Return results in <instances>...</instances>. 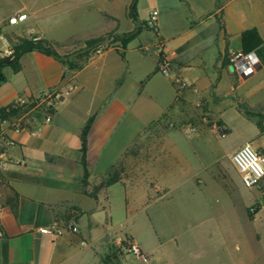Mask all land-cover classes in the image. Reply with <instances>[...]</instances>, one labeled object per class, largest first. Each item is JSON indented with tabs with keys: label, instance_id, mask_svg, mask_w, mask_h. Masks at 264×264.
Instances as JSON below:
<instances>
[{
	"label": "crops",
	"instance_id": "0c3cea01",
	"mask_svg": "<svg viewBox=\"0 0 264 264\" xmlns=\"http://www.w3.org/2000/svg\"><path fill=\"white\" fill-rule=\"evenodd\" d=\"M135 1L0 0V29L17 38L40 37L60 45L73 41V53L84 47L82 41L135 32L129 16ZM155 2L158 33L152 39L143 40L151 31L143 28L126 48L116 43L99 55L66 61L29 52L21 57L19 72L3 69L0 109L41 92L58 91L62 99L52 123L42 129L33 123L16 133L14 123L0 126V141L3 136L14 142L0 159L5 166L0 169V264H260L257 253L259 248L264 252V238L251 233V246L246 228L264 225V205L254 194L259 211L250 218L248 205L239 214L233 193L242 185L240 175L232 151L219 148L217 138L224 134L216 133L210 116L232 109L247 117L256 129L236 149L251 144L264 154V76L258 77L264 72V0ZM136 10L139 23L147 22L140 19L138 0ZM17 15L27 18L9 25ZM175 15L185 19L184 27L161 32V18ZM216 25L219 32H210ZM250 30L261 40L256 49L261 66L240 79L225 60L243 51L242 35ZM3 52L0 47V59ZM160 58L170 63L167 76L159 71ZM176 76L190 87L178 92ZM230 94L239 97L247 112L237 104L217 109L216 99ZM190 127L195 129L191 136ZM151 130L167 133L153 141ZM84 144L88 190L112 168H123L122 180L97 199L82 192ZM188 187L194 189L191 195ZM253 190L264 197V180ZM181 191L184 204L175 203ZM112 192L122 199L123 220H114ZM202 193L211 195L204 203L195 197ZM14 195L15 212L7 203ZM144 212L146 220L137 221ZM55 223L79 231L58 237L39 232ZM124 237L143 258L119 247ZM239 243L245 253H238Z\"/></svg>",
	"mask_w": 264,
	"mask_h": 264
},
{
	"label": "built area",
	"instance_id": "2783aa9c",
	"mask_svg": "<svg viewBox=\"0 0 264 264\" xmlns=\"http://www.w3.org/2000/svg\"><path fill=\"white\" fill-rule=\"evenodd\" d=\"M27 15H17L11 17L8 20L9 25H17L19 22L26 20ZM159 20V14L156 10L152 11L149 15L147 26L152 31H158L157 25ZM40 37H34L33 40H41ZM0 44L4 47V55L7 57L13 55L14 44L11 42L6 35L0 29ZM102 53V50L97 51V55ZM261 66L260 57L256 52L244 53L243 51H235L228 55L227 67L232 70V74L245 79L253 76L257 73ZM159 71L164 75H169L171 72V66L168 60L163 58L159 64ZM174 84L181 92L182 89L187 87V83L180 78L174 79ZM62 99V95L58 91L53 92H41L34 96V100L37 101V106L31 109L23 118L19 119L13 124L14 132L18 133L22 130L29 128L33 123H38L40 129L43 126L52 123L53 115L56 112L58 105ZM16 104L23 106L25 104H31L29 99H18L15 101ZM14 146V142L5 137H1L0 159L5 154L6 150ZM232 163L240 175L241 183L249 190L257 188L260 183L264 180V154L258 152L251 144H244L235 151L232 156ZM0 162V169H4ZM1 212V211H0ZM78 228L73 225H61L55 223L51 227L40 228L39 232L42 234L52 235L55 237L61 236L64 233H78ZM119 247L125 251L134 254L137 257L143 258V255L139 247L129 238H120L118 241Z\"/></svg>",
	"mask_w": 264,
	"mask_h": 264
},
{
	"label": "rangeland",
	"instance_id": "374dc122",
	"mask_svg": "<svg viewBox=\"0 0 264 264\" xmlns=\"http://www.w3.org/2000/svg\"><path fill=\"white\" fill-rule=\"evenodd\" d=\"M141 2V6H142V10L139 13L140 15V19L141 20H146L148 22L149 19V14L150 12L153 10V5L156 3V0H138ZM185 23V19L181 18L180 16H174V17H167V18H161V22H160V27L159 29L161 30V32L163 33H167V32H171V30H173V27H177V25L179 26V30H181L184 26L183 24ZM215 31V33L219 32V27L218 25L213 27V30H211L210 32ZM182 32H185L184 30ZM153 35H155L154 31H150L147 32L144 37L143 40L147 41L148 39H150L151 37H153ZM6 37L13 42L14 45H16L18 43L17 41V36L15 34H11V35H6ZM152 39V38H151ZM75 43L69 42L66 44L61 43L60 47H55V51L61 56V55H65L66 53H69L70 51H72L75 48ZM0 47L2 48L3 46L0 44ZM225 68V67H224ZM230 73H232V70H229ZM221 78H225V74L222 71V73H220ZM264 76V72H261L259 74V78L261 80V78ZM176 78H180L179 76H176ZM234 78V81H237V79ZM175 79V77H174ZM237 83V82H236ZM236 83H234L233 85L236 86ZM190 87V85L187 83V87L185 89H182V91L188 89ZM227 97H224V99H216V105H217V109L218 110H222V109H226V107H228V105L230 104H237L238 108H244V104L241 103L239 97H235L233 96V94H230ZM209 102V101H208ZM214 101L211 100L209 102L210 107L214 106ZM212 109V108H211ZM245 112H247V109H243ZM214 111V110H212ZM248 117H250L248 115ZM254 120H257L256 117H253ZM210 120L211 123H213L215 125V129H216V133L217 134H224L223 138H217L218 139V146L219 148L225 150L226 152L232 151L230 158L232 159L233 154L235 153V151L237 150L236 148L242 144L244 142V140L250 136L253 132L252 128L256 129L255 126H253L252 121L250 120L249 122H247V117L243 116L242 114L238 113L235 110H226L224 115H219L216 114L215 115H211L210 116ZM168 123L173 124L175 127H177L178 123H173V121H169ZM204 123H210L209 121H206ZM227 125H226V124ZM195 129L193 127H190L188 130V134L191 136L195 131ZM166 131H163L160 133H156L155 130H151L150 133H148V138H150L151 140L155 141V140H161L164 139L166 136ZM175 138H177L179 140V138L177 136H175ZM206 139V137L204 138V140ZM151 183V181H148ZM216 188L218 191H222L219 189V186L216 185ZM234 188V187H233ZM236 188V187H235ZM192 190H194L192 187H188L187 188V194L191 195L192 194ZM115 191V190H114ZM258 190H249L247 188H245L242 185H239L238 188L236 189V191H234L235 193H233V199L234 202L238 204L239 206V214H243L244 211V207L248 206V205H252V207H254V199H253V195L255 194L257 196L256 202L261 203L262 205H264V197L262 196V193L260 192H256ZM219 192V193H220ZM264 192V191H263ZM113 195L111 194L110 196V206H111V210H112V214L114 217L115 221H119V220H123L126 217V212L122 206V199L120 198V195H117L115 192H112ZM115 193V194H114ZM223 194V198H226L227 200V195H225V193H223V191L221 192ZM188 195V196H189ZM174 202L175 203H179V204H184V196L182 191L176 193V195L174 196ZM195 197L197 198V200L199 199L201 202H206L210 199L211 195L209 193H202L201 195L195 194ZM235 215V214H234ZM147 218V212L144 213H139L138 216L136 217L137 221H145ZM253 232H258L261 239L264 238V225L262 224H258L256 226H249L246 228V233L248 237V243L251 244V246H253L254 243V239L252 238L251 233ZM253 239V240H252ZM245 239L242 237V241H244ZM245 243V242H244ZM239 246L241 248V251L238 253H245L244 250V246L243 244L239 243ZM255 249H256V245ZM234 253H236L237 251L235 250V245H234ZM250 245H249V252H250ZM257 250V249H256ZM264 251V250H263ZM263 253V255H262ZM259 255V263L260 264H264V252H262V248L258 249V253Z\"/></svg>",
	"mask_w": 264,
	"mask_h": 264
},
{
	"label": "trees",
	"instance_id": "16d2710c",
	"mask_svg": "<svg viewBox=\"0 0 264 264\" xmlns=\"http://www.w3.org/2000/svg\"><path fill=\"white\" fill-rule=\"evenodd\" d=\"M136 3H137V0L131 6L130 12H129L130 18L137 25V29L135 32L126 34V35H118L115 32H113V33H109L100 38L82 41L80 43L84 46L83 48L92 47V46L94 47L91 50L87 51L86 53L81 54L80 56L76 57V59L90 58L92 56H96L98 50H102V52L107 51L109 48H111L116 43H120L123 48H126L128 44L139 34V32H141L143 28L147 30H151L148 28L147 22H143L142 25L139 23L138 14L136 10ZM154 32L156 34L158 33V31H154ZM33 38H25V37L18 38L17 39L18 43L14 45L13 55L9 57L5 56L4 58L0 59V86L5 80L3 69L6 67H11L14 72H19L20 59L26 53L41 52L45 55L52 56L56 59H62L63 61H66L71 57L72 53H69L68 55L62 57L55 51L54 49L55 47H60L59 43H51L46 39L34 41ZM241 40H242L241 47L244 53H250L254 51L257 52L256 49L261 44V40L256 30H250V31L245 32L242 35ZM102 42H105V43L101 44L100 46H97L98 43H102ZM162 60L163 58H160L159 63H161ZM225 63L227 65L228 56L226 57ZM28 99L31 104H25L23 106H20L14 102L5 108H1L0 109V126L6 122H10L11 124L16 123L19 119L23 118L31 109L37 106V101L34 100V96H30L28 97ZM88 129H89V125L86 127L84 133H87ZM0 153H3V150H0ZM83 153H84L83 161H84V166H85V173L81 181L82 192L83 194H85L86 196L90 198L97 199L99 194L102 191H106L109 187H111L112 185L122 180L123 168L121 167V165L119 167L112 168L105 178L101 179V181L97 185L93 186L91 190H88V187H90V184L88 182L90 174L85 164V154H86L85 144L83 146ZM1 183L2 182L0 178V186H1ZM17 198L18 196L14 195L13 197H10L7 200L8 205L12 208L14 212L17 209ZM259 209H260L259 204H255L254 207L250 208L248 211L250 218H252V216L256 214L259 211Z\"/></svg>",
	"mask_w": 264,
	"mask_h": 264
},
{
	"label": "water",
	"instance_id": "95a60500",
	"mask_svg": "<svg viewBox=\"0 0 264 264\" xmlns=\"http://www.w3.org/2000/svg\"><path fill=\"white\" fill-rule=\"evenodd\" d=\"M105 42H102V43H98L97 46H100L101 44H104ZM94 46L92 47H86V48H83V49H80L78 51H75L74 53L71 54V57L72 58H76L78 56H80L81 54H84L86 53L87 51L91 50Z\"/></svg>",
	"mask_w": 264,
	"mask_h": 264
}]
</instances>
